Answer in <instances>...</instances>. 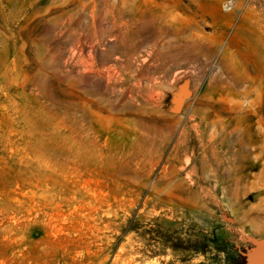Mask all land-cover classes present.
Listing matches in <instances>:
<instances>
[{"label": "rangeland", "instance_id": "374dc122", "mask_svg": "<svg viewBox=\"0 0 264 264\" xmlns=\"http://www.w3.org/2000/svg\"><path fill=\"white\" fill-rule=\"evenodd\" d=\"M263 250L264 0H0V264Z\"/></svg>", "mask_w": 264, "mask_h": 264}, {"label": "water", "instance_id": "95a60500", "mask_svg": "<svg viewBox=\"0 0 264 264\" xmlns=\"http://www.w3.org/2000/svg\"><path fill=\"white\" fill-rule=\"evenodd\" d=\"M182 87H187L188 94L184 96L181 108L179 110H174L173 99L177 96V94L179 93V91L181 90ZM191 97H192V93H191L190 88H189V82L187 80H185L180 85H178V87L176 88L175 92L171 95V98H170V105H171L170 112L174 113V114H179L181 112L184 104L186 103V101H188ZM262 252H264V250ZM255 258L261 264H264V257H262L260 254L257 253V255H255Z\"/></svg>", "mask_w": 264, "mask_h": 264}, {"label": "bare ground", "instance_id": "6f19581e", "mask_svg": "<svg viewBox=\"0 0 264 264\" xmlns=\"http://www.w3.org/2000/svg\"><path fill=\"white\" fill-rule=\"evenodd\" d=\"M178 94L175 104L176 107L180 108L182 106L184 96L188 94V89L186 87H182Z\"/></svg>", "mask_w": 264, "mask_h": 264}, {"label": "crops", "instance_id": "0c3cea01", "mask_svg": "<svg viewBox=\"0 0 264 264\" xmlns=\"http://www.w3.org/2000/svg\"><path fill=\"white\" fill-rule=\"evenodd\" d=\"M246 264H261L258 260H256L254 255H250L246 259Z\"/></svg>", "mask_w": 264, "mask_h": 264}, {"label": "trees", "instance_id": "16d2710c", "mask_svg": "<svg viewBox=\"0 0 264 264\" xmlns=\"http://www.w3.org/2000/svg\"><path fill=\"white\" fill-rule=\"evenodd\" d=\"M32 230L35 231V230H38V228L37 227H33ZM245 264H246V261H245Z\"/></svg>", "mask_w": 264, "mask_h": 264}]
</instances>
